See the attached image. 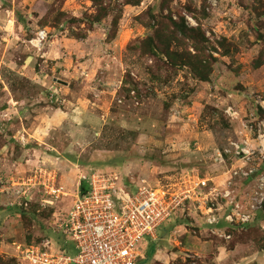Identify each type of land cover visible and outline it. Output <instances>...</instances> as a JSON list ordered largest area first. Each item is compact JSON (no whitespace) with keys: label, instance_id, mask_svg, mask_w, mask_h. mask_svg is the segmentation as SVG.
Listing matches in <instances>:
<instances>
[{"label":"rangeland","instance_id":"1","mask_svg":"<svg viewBox=\"0 0 264 264\" xmlns=\"http://www.w3.org/2000/svg\"><path fill=\"white\" fill-rule=\"evenodd\" d=\"M103 6L109 15L93 23L99 7L90 0H0V189L6 204L14 202L19 188L30 200L28 207L6 209L0 199L8 245L43 238L61 244L55 224L80 193V178L92 171L115 174L131 189L144 184L176 190L186 175H220L230 162L224 159H234L225 150L246 139L253 145L255 134L245 126L264 121V111L254 103L257 96L264 101V0H142L135 7L104 0ZM181 20L198 33V48L210 64L207 82L187 67L171 69L163 56H152L141 44L159 27ZM40 30L49 36L35 49L29 42ZM176 37L169 45L173 52L196 54L194 43ZM87 38L95 45L84 46ZM167 38L165 33L162 40ZM50 45L55 49L44 57ZM39 75H48L46 86L56 82L48 93ZM103 86L115 91L111 98L103 96L109 114L102 121L89 105L85 128L51 131L44 148L27 141L35 97L43 95L58 108L66 98L95 100ZM8 107L13 113L5 111ZM228 108L237 113L235 119L226 115ZM258 164L255 156L252 166ZM241 166L229 171L244 172L247 165ZM40 169L55 175L66 195H46L47 176ZM241 179L236 178V191ZM212 185L221 188L216 181ZM192 204L174 212L153 240L140 242L139 264H264L263 214L228 243L210 232ZM66 249L74 254L71 244ZM17 264L27 263L18 259Z\"/></svg>","mask_w":264,"mask_h":264},{"label":"built area","instance_id":"2","mask_svg":"<svg viewBox=\"0 0 264 264\" xmlns=\"http://www.w3.org/2000/svg\"><path fill=\"white\" fill-rule=\"evenodd\" d=\"M48 36L45 30H40L29 44L39 49ZM50 94L54 101L57 91ZM254 103L264 111V101L260 97H255ZM225 113L232 119L237 117L231 108ZM245 129L254 132L253 145L246 139L241 144L232 143L225 153L247 165V169L229 171L224 188L210 186V179L186 175L176 190L144 184L131 189L115 174L92 171L80 178V182L87 184V191L76 195L66 216L55 224L53 233L62 243L44 239L29 245L14 244L18 259L27 264H138L140 242L145 237L153 240L172 214L188 203L196 205L213 235L224 241L231 240L228 228H246L264 205V121L258 122L256 128L245 126ZM255 156L257 167L252 166ZM45 175L47 179L42 187L46 195L55 199L66 195L63 188L56 185L55 175ZM237 177L253 179L254 185L243 195L235 189ZM13 197L14 202L8 207H28L27 190L19 188ZM54 244L58 248H54ZM69 244L74 254L66 249Z\"/></svg>","mask_w":264,"mask_h":264},{"label":"crops","instance_id":"3","mask_svg":"<svg viewBox=\"0 0 264 264\" xmlns=\"http://www.w3.org/2000/svg\"><path fill=\"white\" fill-rule=\"evenodd\" d=\"M84 43H85L84 46H87V47H89V46L92 47L95 45L94 42H92L91 38H89V40L87 38V41ZM84 43L82 42V45ZM92 43H93V45H91ZM96 45L99 46V44H96ZM103 45L110 46V44H106V43H103ZM115 45H116V41L114 43V46ZM54 49H55V45L54 46L50 45V47L48 48L49 52L45 53L44 57H47V55H50V53H52L54 51ZM29 61H31L30 58H28L24 63L27 64V63H29ZM60 63L61 62L57 63L56 65H59ZM107 66H109V65H107ZM59 67L60 66H57L56 69H59ZM46 77H48V75H45V76L39 75V77L37 79H39V81L41 80L39 85H41L43 91L48 93V91L53 88L52 85H55L56 82H53L49 86H46V85H44V83L45 84L49 83V82H46V80H44V79H46ZM101 88H102V90L99 91L95 95V97H94L95 100H92V99H90V100L85 99L84 100L82 98L77 97V98H66V100L64 102V100L61 99V100H63L62 104L65 106L63 107L62 104H60L61 106L58 108L52 107L50 105V103L48 102V100L44 99L43 95L37 96V99L35 97L32 100L33 102L31 103V105L33 104V106H36V107L34 109L32 108V110H29V115L31 117H33V119H32L33 123L31 122L32 123L31 128L27 129L28 130L27 134L30 137V139H27V141H31V143H33V146L36 145L37 148H44V147H47L49 145V140H46V137H48V135L52 133L51 131H56L63 126H66L69 128H76V129L77 128L81 129L83 127L85 128V125L87 123V118H89V116L91 115V114L89 115V113H91L90 111H91V109H93V108H90L89 105L96 107L94 109L95 116H97V118L99 117L100 119L102 118L101 119V121H102L104 119V117L107 116V114H109V112H108L109 110L107 109L108 105L106 104L107 102L105 101L103 96L106 95L109 98H111L112 95L114 94V92H112V91H115V90H112V89H110L108 87H104V86ZM58 99H60V98H58ZM38 100H40L43 103V105H41V102L38 103ZM13 110H15V109H12V111H11V107H8L5 111H11L13 113ZM5 111L3 113H5ZM23 131L26 133V129ZM40 158L43 159L44 161L47 160L45 157L44 158L40 157ZM229 160H230V162L228 163L227 161H229ZM224 161H225V163L227 162L225 165L226 168H224V171H222L220 175H218L217 177H203V178L210 179V184H209L210 186H213L212 184L216 181V183L218 185H221V188H224L225 182L230 177L229 172H227V171H229V169H231L232 165L233 166H235V165H242L243 166L244 165L241 161H236L235 159L231 160V158H225ZM40 170H41V173L46 172L45 174H47V171H44L42 169H40ZM197 176H198V174H197ZM242 181L243 182L240 183L241 184L240 190L238 191L239 195H243L244 192H246V190H248L251 186L254 185L253 179H251V180L246 179V180H242ZM77 187L79 189V192H81V183L80 182H78ZM4 193H5L4 190L0 189V199H3V201L2 200H0V201H2V205L6 209H8V207H7L8 204H6L8 197H6ZM190 204H192V203H190ZM192 205L199 212L196 205L195 204H192ZM0 210L2 211L1 208H0ZM1 218H2V215H0V219ZM203 220H204V218H203ZM1 226H3L2 223L0 224V227ZM1 230H3V227L0 228V257H1V259H2V257L3 258L10 257V260H16V262H18V253L15 249L14 243H12L11 245H8L7 243H5L6 240L3 237L4 234L2 233ZM5 245L9 246V251H7V252H4L6 250V247H7ZM4 254L7 256H5Z\"/></svg>","mask_w":264,"mask_h":264},{"label":"trees","instance_id":"4","mask_svg":"<svg viewBox=\"0 0 264 264\" xmlns=\"http://www.w3.org/2000/svg\"><path fill=\"white\" fill-rule=\"evenodd\" d=\"M90 1L96 7H99L98 13L94 17L92 22L93 23L101 22L104 18H106L109 15L108 8L103 6L104 0H90ZM141 2L142 0H124V5L135 7V6H139ZM151 19L155 20L153 15L151 16ZM112 25L115 28L117 27L118 17L112 20ZM165 33H168V38L166 42L162 40V37L165 35ZM178 35L194 43V47H195L194 51H196L195 55H191L189 52L186 51L181 54H177L173 52L171 48H169V45L172 41H178V37H176ZM197 35L198 33L196 31L188 30L183 20H181L179 23L170 22L169 25H166L164 27H159V30H156L153 36L147 37L145 40H142L141 44L144 45L146 50L152 56H158V55L163 56L166 59L168 65L171 67V69H176L177 67H181V66L187 67L197 76L198 79H200L203 82H207L208 76L210 74V64L206 62V59L203 57V53L198 48ZM125 91L129 94L130 89H126ZM81 189L83 192L87 191L88 186L85 182H81ZM259 213L264 215V205ZM254 219L252 223L255 221ZM240 231L241 230H239L238 228H228L227 232L231 235V240L226 242L228 243L231 242L233 238H235L234 237L236 236L235 234H238ZM150 255L152 256L153 252ZM139 262L140 259L138 261V264ZM0 264H17V262L16 260H9L8 262H6L5 260L0 258Z\"/></svg>","mask_w":264,"mask_h":264},{"label":"water","instance_id":"5","mask_svg":"<svg viewBox=\"0 0 264 264\" xmlns=\"http://www.w3.org/2000/svg\"><path fill=\"white\" fill-rule=\"evenodd\" d=\"M80 193L84 194L85 192H83L82 189H81V192Z\"/></svg>","mask_w":264,"mask_h":264}]
</instances>
